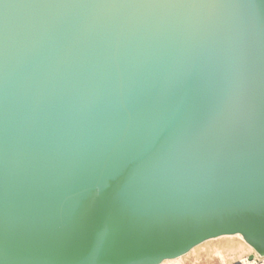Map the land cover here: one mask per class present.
<instances>
[{
    "label": "water",
    "instance_id": "water-1",
    "mask_svg": "<svg viewBox=\"0 0 264 264\" xmlns=\"http://www.w3.org/2000/svg\"><path fill=\"white\" fill-rule=\"evenodd\" d=\"M264 255V0H0V264Z\"/></svg>",
    "mask_w": 264,
    "mask_h": 264
},
{
    "label": "rangeland",
    "instance_id": "rangeland-1",
    "mask_svg": "<svg viewBox=\"0 0 264 264\" xmlns=\"http://www.w3.org/2000/svg\"><path fill=\"white\" fill-rule=\"evenodd\" d=\"M219 237H214L202 241L191 249H189L186 253L175 257L174 259H171L173 261H170L169 263L166 262L165 264H173L172 262H175L174 264H230L237 258L239 259L240 255H243L242 257H245L247 255L253 254L252 251L246 252V250L244 253L239 254H232L231 252L223 251L222 249H227V247L239 249L240 243L235 244L234 241H236V239L228 241H226L225 239H217Z\"/></svg>",
    "mask_w": 264,
    "mask_h": 264
},
{
    "label": "bare ground",
    "instance_id": "bare-ground-1",
    "mask_svg": "<svg viewBox=\"0 0 264 264\" xmlns=\"http://www.w3.org/2000/svg\"><path fill=\"white\" fill-rule=\"evenodd\" d=\"M217 239H225L226 241H228V240H233V239H236V241H234V243L235 244H237V243H240V248L239 249H234V248H231V247H227V249L225 248V249H222L223 251H226V252H231L232 254H234V253H236V254H239V253H244L245 252V250H246V252L247 251H249V252H251L252 251V253H257L256 251H254V249L248 244V243H246L243 239H242V237H240V235L239 234H236V235H224V236H220L219 238H217ZM221 250V249H220ZM225 252V253H226ZM243 256V255H242ZM241 255L239 256V258H241L242 257ZM232 257V256H231ZM221 258V257H220ZM238 259V258H237ZM170 261H173V260H171V259H169V260H165V261H163V262H161L160 264H165L166 262H170ZM175 261V260H174ZM167 263V264H168ZM173 264L175 263V262H172ZM171 264V263H170Z\"/></svg>",
    "mask_w": 264,
    "mask_h": 264
},
{
    "label": "built area",
    "instance_id": "built-area-1",
    "mask_svg": "<svg viewBox=\"0 0 264 264\" xmlns=\"http://www.w3.org/2000/svg\"><path fill=\"white\" fill-rule=\"evenodd\" d=\"M230 264H264V255L259 256L258 253L241 257Z\"/></svg>",
    "mask_w": 264,
    "mask_h": 264
}]
</instances>
